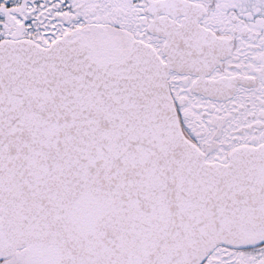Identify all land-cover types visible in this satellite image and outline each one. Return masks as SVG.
Here are the masks:
<instances>
[{"label": "snow or ice", "instance_id": "6c2138e0", "mask_svg": "<svg viewBox=\"0 0 264 264\" xmlns=\"http://www.w3.org/2000/svg\"><path fill=\"white\" fill-rule=\"evenodd\" d=\"M0 264H264V0H0Z\"/></svg>", "mask_w": 264, "mask_h": 264}]
</instances>
